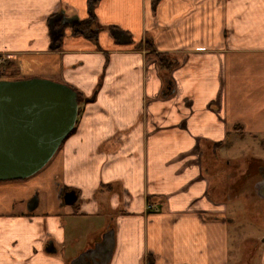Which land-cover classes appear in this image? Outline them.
Here are the masks:
<instances>
[{
  "label": "crops",
  "instance_id": "0c3cea01",
  "mask_svg": "<svg viewBox=\"0 0 264 264\" xmlns=\"http://www.w3.org/2000/svg\"><path fill=\"white\" fill-rule=\"evenodd\" d=\"M0 54L82 98L48 163L0 181V264H103L111 244L107 264H241L227 203L264 202V159L226 146L264 143V0H0ZM251 161L261 175L229 172Z\"/></svg>",
  "mask_w": 264,
  "mask_h": 264
},
{
  "label": "water",
  "instance_id": "95a60500",
  "mask_svg": "<svg viewBox=\"0 0 264 264\" xmlns=\"http://www.w3.org/2000/svg\"><path fill=\"white\" fill-rule=\"evenodd\" d=\"M57 21L61 22L60 18L50 19L53 41L63 29V22L55 26ZM113 34L117 43L128 42L127 35ZM84 100H93V95ZM77 114L78 95L67 84L40 77L0 80V181L22 180L42 169L73 130ZM61 199L63 204L73 205L77 194L67 190ZM36 205L33 196L26 204L27 211ZM45 250L55 251L52 243ZM111 253L112 244L103 264Z\"/></svg>",
  "mask_w": 264,
  "mask_h": 264
},
{
  "label": "rangeland",
  "instance_id": "374dc122",
  "mask_svg": "<svg viewBox=\"0 0 264 264\" xmlns=\"http://www.w3.org/2000/svg\"><path fill=\"white\" fill-rule=\"evenodd\" d=\"M0 78L11 80L28 77L20 74V69L10 61L8 56L0 54ZM81 102L82 99L79 103ZM226 148L231 149L229 156L230 153H238L240 159H243L249 153L264 159V143L260 144V138L244 137L235 150L228 145ZM222 155L225 156L226 154L223 152ZM256 166L257 161L241 162L240 167L237 164L232 165L229 172H233V175L235 171H237L235 173L237 174L238 170L249 173V171H255ZM227 205L226 214L232 216L229 224L231 255L234 259H239L241 264H248L249 262L256 264L259 259L257 249L260 248L259 245L262 244V239H264V202L258 201L252 194V189L247 188L246 192H242V195L228 202Z\"/></svg>",
  "mask_w": 264,
  "mask_h": 264
},
{
  "label": "trees",
  "instance_id": "16d2710c",
  "mask_svg": "<svg viewBox=\"0 0 264 264\" xmlns=\"http://www.w3.org/2000/svg\"><path fill=\"white\" fill-rule=\"evenodd\" d=\"M88 1H89L90 6L92 7L94 5V3H96L98 0H88ZM150 1H151L152 9H155L156 5L159 3L160 0H150ZM92 20H93L92 18H89V19L81 21L80 22L81 29L85 32H91L90 24H91ZM156 57L158 59L159 66L165 72H167L174 64V62L170 58H168V56H165L162 54H156ZM77 95H78V99L80 102L82 98L78 92H77Z\"/></svg>",
  "mask_w": 264,
  "mask_h": 264
},
{
  "label": "flooded vegetation",
  "instance_id": "af4514ba",
  "mask_svg": "<svg viewBox=\"0 0 264 264\" xmlns=\"http://www.w3.org/2000/svg\"><path fill=\"white\" fill-rule=\"evenodd\" d=\"M263 171V166H259L255 169V171H249V175H252V174H257L258 173V176L261 175ZM263 202V201H262Z\"/></svg>",
  "mask_w": 264,
  "mask_h": 264
},
{
  "label": "built area",
  "instance_id": "2783aa9c",
  "mask_svg": "<svg viewBox=\"0 0 264 264\" xmlns=\"http://www.w3.org/2000/svg\"><path fill=\"white\" fill-rule=\"evenodd\" d=\"M151 207H152V206H151L150 204L147 205V209H148V208H151Z\"/></svg>",
  "mask_w": 264,
  "mask_h": 264
}]
</instances>
